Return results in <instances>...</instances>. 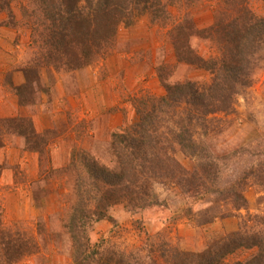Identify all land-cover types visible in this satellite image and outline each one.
<instances>
[{
    "label": "rangeland",
    "instance_id": "rangeland-1",
    "mask_svg": "<svg viewBox=\"0 0 264 264\" xmlns=\"http://www.w3.org/2000/svg\"><path fill=\"white\" fill-rule=\"evenodd\" d=\"M25 2L12 0V15L8 11L0 13V117L30 118L38 134L48 137L54 132L57 135L46 143L41 154L28 150L25 138L11 133L3 135L0 234H10L12 240L24 235L33 242L31 252L10 264H71L65 224L72 202L67 196L70 179L63 172L71 169L67 166L72 164L73 155H90L101 164L115 167L110 145L113 133L127 132L125 128H130L138 119L139 101L164 93L157 67L167 69L173 82L191 80L202 84L210 80V74L175 58L169 30L186 9L172 6V19L166 25L150 23L143 16L132 26H121L112 52L84 69L59 73L50 67H41L39 74L44 90L38 94V103L33 107L19 106L10 89L23 83L21 69L29 58L36 56L37 50V43H33L36 22L22 13ZM215 3V0H201L193 8V23L197 28L212 22ZM249 7L256 15H264V0H250ZM183 40L190 41L191 47L204 58L217 52L215 46L197 37L185 35L179 39ZM260 48L255 53L260 60L251 73L252 83L234 95L232 110L208 115L206 133L196 126L193 131V139L202 143L215 158L220 185L237 186V181L244 177L239 189L246 200L245 207L237 208L231 199L219 200L212 221L199 224L196 211L191 217L183 215L186 206L175 184L152 182L154 199L161 205L146 209L143 220L146 233L139 234L134 227L133 220L139 213L119 204L109 210L115 223L103 219L94 223L91 229L94 238L107 239L127 250L140 249V255L145 256L149 239L153 244L165 241L171 251L200 252L240 227L258 228L259 220L264 219V177L255 181L248 170L264 167V43ZM167 125L170 128L161 129L169 138L168 131L174 128L170 123ZM33 141L36 145L37 140ZM175 150V160L192 168L195 158ZM72 170L80 174L83 171L81 165ZM214 196L201 200L200 208L211 206ZM163 207L170 212L162 214L159 210ZM254 252L241 249L228 260H242ZM157 253H153L157 264H169ZM1 258H5L2 248L0 264H6Z\"/></svg>",
    "mask_w": 264,
    "mask_h": 264
},
{
    "label": "trees",
    "instance_id": "trees-1",
    "mask_svg": "<svg viewBox=\"0 0 264 264\" xmlns=\"http://www.w3.org/2000/svg\"><path fill=\"white\" fill-rule=\"evenodd\" d=\"M200 1L26 0L21 6L22 13L36 22L32 40L37 43V50L36 56L29 58L21 69L23 83L10 89L19 106L33 107L38 103V94L44 90L39 74L41 67L47 66L59 73L84 69L112 52L121 26H132L143 16L150 23L166 25L172 19V6L186 9L169 30L175 58L210 74V80L202 84L191 80L173 82L167 69L157 67L164 93L139 101L140 105L136 104L138 119L130 128H125L127 132L113 133L110 145L115 167L101 164L90 155L81 156L77 152L73 155L72 164L67 166L71 169L63 172L70 179H66L70 184L67 196L72 204L65 227L69 234L71 264H157L155 251L169 264H264L263 218L258 228L240 227L200 252L171 251L165 241L153 244L149 239V249L143 256L140 249L121 248L107 239L94 238L91 232L99 220L115 223L109 210L123 204L139 213L133 220L134 227L139 234L146 233L143 227L146 209L161 205L154 199L152 182L175 184L186 206L183 215L191 217L196 211L199 224L212 221L219 200L231 199L237 208L246 205L239 189L244 177L237 181V186L220 185L217 162L202 143L193 139V131L196 126L206 133L207 116L219 111L230 112L234 95L240 88L251 85V73L260 60L255 53L264 43V15H256L250 9V0H215L212 22L207 27L197 28L192 10ZM11 3L12 0H0V13L8 11L12 15ZM184 34L215 46L216 54L206 58L198 55L190 41H179ZM169 123L174 129L168 131V138L161 128L168 127ZM6 133L25 138V147L39 154L57 135L54 132L48 137L38 134L32 120L21 116L0 117V148ZM33 140H37L36 145ZM175 149L186 157L195 158L192 168L175 160ZM79 165L83 169L81 174L72 170ZM263 171L262 166L252 167L248 175L256 181L264 177ZM212 194H215L212 205L201 209L200 201ZM159 211L170 212L166 207ZM1 234L0 248L5 257L1 259L6 264L31 252L33 242L24 235L12 240V235ZM67 244L63 248L66 249ZM241 249L255 252L242 260H228Z\"/></svg>",
    "mask_w": 264,
    "mask_h": 264
}]
</instances>
